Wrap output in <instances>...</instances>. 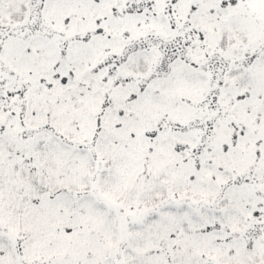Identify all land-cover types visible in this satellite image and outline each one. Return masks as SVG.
Returning a JSON list of instances; mask_svg holds the SVG:
<instances>
[{"label":"snow or ice","instance_id":"6c2138e0","mask_svg":"<svg viewBox=\"0 0 264 264\" xmlns=\"http://www.w3.org/2000/svg\"><path fill=\"white\" fill-rule=\"evenodd\" d=\"M0 264H264V0H0Z\"/></svg>","mask_w":264,"mask_h":264}]
</instances>
